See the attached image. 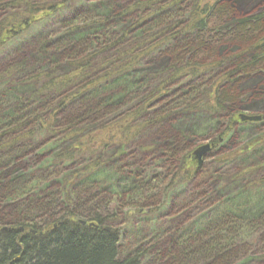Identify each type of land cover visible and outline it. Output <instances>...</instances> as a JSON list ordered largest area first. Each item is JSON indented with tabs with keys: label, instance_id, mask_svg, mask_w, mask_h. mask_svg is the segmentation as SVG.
<instances>
[{
	"label": "trees",
	"instance_id": "16d2710c",
	"mask_svg": "<svg viewBox=\"0 0 264 264\" xmlns=\"http://www.w3.org/2000/svg\"><path fill=\"white\" fill-rule=\"evenodd\" d=\"M103 1L115 13L113 19H105L109 24L138 12L140 19L134 27H145L146 34L139 40L143 44L150 42L148 50L117 51L127 43L129 31L93 33L77 43L71 38V33L76 32L75 26H68L67 43L46 51V41L31 49L41 57L45 54L51 59L59 56L69 64V73L59 77L53 71L50 74L32 72L25 83L40 84V89L31 100L24 102L25 105L23 101L17 102L13 98L15 91L3 88L2 82L9 84L10 78L30 70L28 55L11 57L0 63V264H240L254 245L259 243L264 247V218L242 222L221 217L220 222L207 227L202 225L194 231L178 228L176 233L159 234L139 246L122 244V231L114 224L118 215L129 209L143 211L154 207L167 189L166 183L173 184L180 175L171 180L169 165H184L189 177H195L198 172V162L190 161L189 147L163 126L157 131L166 145L167 168L162 174L148 178L149 181L143 177L144 173L138 175L137 188L141 187L138 193L122 199L117 194H108L105 187L90 188L88 193H75L69 201L66 189L61 190V194H40L39 184L46 186L60 177L54 169L39 171L38 153L42 154L45 148L38 147V142L44 133L56 136L65 133L71 137L95 128L83 134L82 147L75 145L62 153L61 162H70L83 152L96 154L110 144H122L120 155L137 163L134 152L131 154L127 149L124 153V147L131 145L130 138L137 128L131 127L132 121L148 124L146 129H152L159 122L173 118V114L207 111L228 122L230 132L239 120L238 109L244 98L237 91L238 85L264 74V14L239 16L231 5L221 0H123L127 5L120 10L116 8L117 0ZM64 4L0 0L1 11L4 15L10 14L0 21V48L10 43L14 34L17 37L27 31L38 18L59 12ZM153 16L163 23L150 24ZM91 20L84 21V31H94L104 22L95 19L99 21L92 23ZM100 45L103 46L101 54L107 55L114 50L118 59L111 62L105 56L96 66L90 63L94 56L101 55L99 50L92 53ZM222 49L226 50L221 53ZM151 51L168 55L170 74L148 95L140 97L136 111L126 108V112H120L128 116L121 123L113 125L111 119L114 117L109 119L113 110L91 101L85 103L79 96L82 86H87L89 91L132 71ZM81 57L85 64L79 61ZM215 70V77L205 78ZM178 84L182 89L174 91L173 87ZM147 114L149 120L144 119ZM24 140L31 142L18 146ZM222 140V137L215 138V148ZM30 155L34 156V162L29 160ZM20 166L24 170L33 167L29 170L31 174L16 177L14 169ZM34 175H38L40 182H34ZM62 180V184H69ZM205 200L203 198L202 202ZM258 200L256 197L252 203L257 204Z\"/></svg>",
	"mask_w": 264,
	"mask_h": 264
},
{
	"label": "rangeland",
	"instance_id": "374dc122",
	"mask_svg": "<svg viewBox=\"0 0 264 264\" xmlns=\"http://www.w3.org/2000/svg\"><path fill=\"white\" fill-rule=\"evenodd\" d=\"M117 1L116 8L119 10L127 5L123 0ZM221 1L231 5L239 16L249 17L254 14H264V0ZM63 2L65 4L59 12L38 18L27 31L20 32L21 34L17 37L14 34L12 41L0 48V63H4L11 57L24 56L23 54H27L31 61L30 70L25 71V74L10 78L9 84L2 82L3 88H10L11 92L15 91L13 98L17 102L23 101L22 103H24L31 100L32 95L39 91L40 84L25 83L26 78L32 72L50 74L53 71V74L59 75V77L69 73V64L59 56L51 59L49 55L45 54L46 56H44L42 54L41 57L39 53L31 49L46 41L48 48L46 51L57 49L56 45L67 43L69 40L66 38L69 34L67 32L68 26H75L76 32L71 33V38L77 43L82 42L86 36H91L93 33H104L112 30L115 32L129 31L127 43L124 42L117 51L129 52L131 48H138V51L141 52L151 47L150 42L143 44L139 40L146 34V31L143 30L145 27H134V23L140 19L138 12H134V15L129 18H118L111 25L109 22H105V19H113L111 17L115 13L103 0H43V4ZM4 14L5 12L1 11L0 8V21L10 16V14ZM89 19H92V23L99 20L104 22L102 27L98 26L93 29L94 31L86 32L84 31L85 28L83 29L85 27L84 21ZM150 19V24L153 26H159V21L161 24L163 23L160 18L155 16ZM59 40L61 42L57 44L56 42ZM102 47L100 45L97 50H92V53L99 50L101 54ZM225 50L222 49L221 53ZM113 51L107 55L94 56L89 62L96 66L97 62L105 56L114 62L118 59V55H115L116 52ZM236 51L237 49H235ZM82 60L84 61L81 57L79 61ZM141 62L135 69L125 72L108 84H99L89 91L86 90L87 86H82L79 96L83 97L82 100L85 103L91 101L95 105H103L105 108L108 107V109L113 110V116L109 119L114 117L111 119L113 125L121 123L128 116L124 117L120 112H126V108L136 111L135 109H138L137 107L140 105V97L148 95L152 89L160 85L161 81L165 80L166 75L170 74L171 59L167 54H162V51H151L145 54ZM210 74L205 75V78H213L217 72L215 70ZM16 82L19 83L18 86H14ZM179 87L180 84L174 86L173 90H181L182 88ZM237 91L245 98V100L242 98L240 101L239 116L262 117V121L242 123L239 119L228 132V122L223 121L220 115H214L207 111L177 112L178 114L172 115L173 118L170 117L159 122L157 127L152 129H146L148 124L134 120L131 127L137 128L130 138L132 140L131 145L128 144L124 147V153L127 152V149L131 154L134 152L136 157L134 161H138L137 163H133L126 156L120 155L121 147L124 146L122 144L120 146L110 144L96 154L83 152L81 156H76L70 162H61L59 161L60 155L75 145L82 147L84 135L94 131L92 129L95 128L84 130L81 134L71 137L65 133H63L64 136L44 133L38 142V147L45 148L42 150V154L37 152L39 171L43 173L49 169H54L60 177L53 179L46 186L39 184L40 194L43 196L44 193L52 192L61 194L66 189V199L69 201V197L71 198L75 193H88L90 188L92 190L93 188L102 189L105 187L108 194L114 196L117 194L122 199L127 198L132 193L141 190V187L137 188L140 183L138 175L144 173L143 177L149 181L148 178H152L161 171L163 173V169L167 168L164 147L166 145L163 144L162 136L157 131L163 126L162 128L168 129L170 133L180 137L183 144L189 147L190 161L193 163L196 160L199 169L195 177H189V173L184 171V165L180 163H176L174 167L169 165L171 180L175 179V175H180L173 184L170 181L166 183L167 189L157 199L154 207L147 208V210L143 209V211L129 209L125 210L122 215H118L114 224L122 231V244L125 247L136 246V244L139 246L144 241L150 242L159 234L176 233L178 228L182 231L188 228L194 231L202 225L207 227L218 223L224 217H231L242 222H255L264 218V74L241 83L238 85ZM149 114L144 116L145 120H149ZM217 137H222L223 140L215 148L214 141ZM29 142L31 140H24L18 146H26ZM209 144L214 145L211 152H208L199 163L194 153L200 147ZM37 153H35L36 156ZM29 157V160L34 162V156L30 155ZM45 161H48L46 165ZM21 164L23 166V161ZM32 168L29 166L28 169ZM29 170H24L21 166L15 167V176L20 178L24 175L29 176L31 174ZM34 176H36L33 178L34 182H40L38 175ZM96 176L98 177L96 178ZM61 178H66V180ZM61 180L66 183L69 181V184L64 185ZM256 197L259 198L258 203L253 204L252 202ZM203 198L206 199L204 202H202ZM17 203L20 205L22 202ZM236 211H238L237 215H235ZM240 264H264V247L259 243L257 246L254 245L252 252Z\"/></svg>",
	"mask_w": 264,
	"mask_h": 264
},
{
	"label": "water",
	"instance_id": "95a60500",
	"mask_svg": "<svg viewBox=\"0 0 264 264\" xmlns=\"http://www.w3.org/2000/svg\"><path fill=\"white\" fill-rule=\"evenodd\" d=\"M240 121L245 123H257L260 122L262 120L261 117H252V116H246V115H240L239 116ZM212 149L211 145H206L204 147H200L195 153L194 155L198 158V160H201L208 152H210V150ZM83 225H85V223H82ZM21 232H23V229H21Z\"/></svg>",
	"mask_w": 264,
	"mask_h": 264
},
{
	"label": "flooded vegetation",
	"instance_id": "af4514ba",
	"mask_svg": "<svg viewBox=\"0 0 264 264\" xmlns=\"http://www.w3.org/2000/svg\"><path fill=\"white\" fill-rule=\"evenodd\" d=\"M210 145V144H209ZM211 146L213 147V144H211ZM202 160V159H201ZM201 160H198L199 161V163L201 162Z\"/></svg>",
	"mask_w": 264,
	"mask_h": 264
}]
</instances>
